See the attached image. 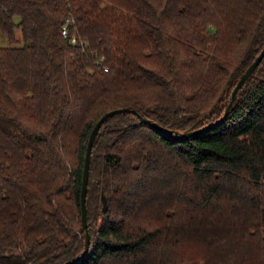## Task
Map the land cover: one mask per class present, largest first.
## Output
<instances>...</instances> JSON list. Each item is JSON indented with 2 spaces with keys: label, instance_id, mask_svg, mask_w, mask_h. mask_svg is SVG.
Segmentation results:
<instances>
[{
  "label": "trees",
  "instance_id": "1",
  "mask_svg": "<svg viewBox=\"0 0 264 264\" xmlns=\"http://www.w3.org/2000/svg\"><path fill=\"white\" fill-rule=\"evenodd\" d=\"M0 31V264L83 253L88 139L119 107L171 132L103 122L71 264H264V56L225 114L264 0H0Z\"/></svg>",
  "mask_w": 264,
  "mask_h": 264
},
{
  "label": "water",
  "instance_id": "2",
  "mask_svg": "<svg viewBox=\"0 0 264 264\" xmlns=\"http://www.w3.org/2000/svg\"><path fill=\"white\" fill-rule=\"evenodd\" d=\"M264 56V47L261 50V52L259 53V55L254 59V61L247 67V69L240 75L239 80L232 92V97L231 100L226 108V112L225 114L228 112L235 96L236 93L238 91V89L242 86V84L244 83V81L247 79V77L255 70V68L258 66L259 62L261 61V59ZM128 110H132L134 112H136L142 119V121L146 122V123H150L153 126L158 127L159 129L165 131V132H171V129H169L168 127L162 126L160 123H158L155 120H152L150 118H147L143 115H141L140 113H138L135 109H131L129 107H119V108H113L110 109L108 111H106L94 124L90 135H89V139H88V144H87V148H86V153H85V158H84V167H83V178H82V222L83 225L86 227V240H85V249L83 251L82 254H80L79 256H77L76 258H73L63 264H71L75 261H77L78 259H80L81 257H83L87 251L89 250V245H90V233L88 231V223H87V206H86V195H87V187H88V178H89V168H90V158H91V153H92V148H93V143L94 140L97 136V133L100 129V127L102 126L103 122L110 117L111 115L117 113V112H122V111H128ZM222 118V117H221ZM209 125H211V123H209L206 126L197 128L195 130H189V131H185L182 132V135H190L193 133H196L198 131H201L205 128H207Z\"/></svg>",
  "mask_w": 264,
  "mask_h": 264
},
{
  "label": "rangeland",
  "instance_id": "3",
  "mask_svg": "<svg viewBox=\"0 0 264 264\" xmlns=\"http://www.w3.org/2000/svg\"><path fill=\"white\" fill-rule=\"evenodd\" d=\"M17 19H18V17L16 18V20ZM17 36L19 38H21V31L20 30H17ZM20 43H22V42L18 41V42H15L14 44L19 45ZM9 44H10V42H9L8 37L0 31V45H9Z\"/></svg>",
  "mask_w": 264,
  "mask_h": 264
},
{
  "label": "built area",
  "instance_id": "4",
  "mask_svg": "<svg viewBox=\"0 0 264 264\" xmlns=\"http://www.w3.org/2000/svg\"><path fill=\"white\" fill-rule=\"evenodd\" d=\"M62 33H63V34H68V31H67L66 26L63 27Z\"/></svg>",
  "mask_w": 264,
  "mask_h": 264
}]
</instances>
